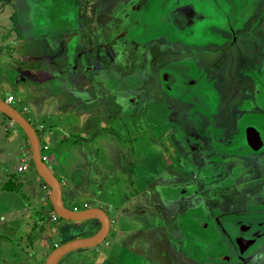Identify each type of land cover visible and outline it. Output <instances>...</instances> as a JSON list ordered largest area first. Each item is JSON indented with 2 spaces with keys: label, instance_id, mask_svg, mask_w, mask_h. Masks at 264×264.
<instances>
[{
  "label": "rangeland",
  "instance_id": "374dc122",
  "mask_svg": "<svg viewBox=\"0 0 264 264\" xmlns=\"http://www.w3.org/2000/svg\"><path fill=\"white\" fill-rule=\"evenodd\" d=\"M87 1L0 0V50H5L6 43L12 44L11 49L16 51L14 54L11 51L10 57L14 58L16 63L17 61L21 63L23 49L40 47L35 43L36 40L26 43L23 37L40 36L49 23L54 21L57 26L60 25L62 34L66 33L62 35L66 39L93 35L98 42L105 39L109 43L131 47L130 51L136 58L134 65L122 64L121 67L115 66L113 70L110 69L114 77L105 71V89L93 94L94 97L100 96L99 100L105 102V118L96 119V113L89 111V114H84V122L76 126V133L74 130L72 133L63 132L66 139L61 143L55 137L57 130L49 126L46 128L53 134L51 137L48 134V138L58 149L54 151L55 160L49 163V166L59 178L64 175L62 181L70 182L72 179L68 188L66 184L63 185L66 190L70 189L72 192V200L65 195V206L81 209L85 199L94 197L98 202L93 203L99 204L113 220L104 240L92 247H78L67 252L57 264H100L106 256L111 263L101 264H216L217 255L210 253L212 247H215L213 242L220 237L209 218L201 219L204 216L203 210L206 214L216 213L228 205V199H232L235 203L233 206L236 207L247 202L246 200L252 204L264 205V159L261 157L245 163L237 161L240 167L235 170L238 178L234 180L233 174L226 169L236 163L230 161L231 152L225 146V150L220 146L217 148L222 154L216 157L207 156L209 154L208 152L205 154L204 143L196 142L195 139L202 138L210 145L205 139L209 138L211 130L208 127L199 129L192 121L193 117L197 118L200 114L207 116L214 111L217 93L207 79L215 75L220 76L222 81L217 86L230 101L228 105H223L217 114L221 121L214 126L211 125L215 132V140L219 138L222 144L229 145L236 135L238 123L258 122L261 117L264 120V84L259 91L263 108L261 116L256 113L243 114L242 106L247 104L241 103L242 90L247 82L238 78L239 73L235 70L237 66H228L229 60L215 67L216 57L212 54L213 42L219 39L220 29L230 31L231 28H235L241 35L238 39H242V42L260 40L261 28L264 31V12L261 15L264 0H261L258 7L254 4L248 13L246 10L241 11L242 7L232 5V0H179L180 4L194 3L199 15H203V18L197 17L192 24L187 22L181 29L169 21L170 10L175 7L174 0H97L95 6L104 3L105 9H100L97 16L98 27L95 33L89 30ZM248 4H253V0H247V6ZM240 11L244 12L242 16L239 15ZM245 15H250L246 21ZM76 25L77 35L73 34ZM34 27H37L36 31ZM250 27H255L253 33L250 32ZM201 45L209 47L206 48L207 52L200 49ZM246 52L244 51V54ZM87 59L89 60L90 56ZM172 64L179 66L180 69H169L172 74L174 73L175 82H172L173 88L168 90L162 83L160 68ZM242 69L243 67L241 71ZM120 70L123 72L127 70L130 73L137 70L135 84H126V79L122 82L121 78H118ZM182 78L188 79L187 86L182 83ZM231 78L240 85L236 94L233 93ZM261 81L264 83L263 76ZM93 83L101 84L97 77ZM114 83L115 86L120 83L125 85L113 89L111 84ZM30 84L32 85V82L28 81L25 85ZM0 89L1 98L8 93L15 96L11 105L24 116L28 117V114L23 112L24 105L28 108L33 107L36 111L31 100L34 94L24 93L21 86L5 83ZM185 89L188 94L196 95L199 103L189 107ZM84 101L80 95L60 91L52 92L46 103L51 107L57 102L63 107L76 104L82 109L88 107ZM166 101H170L175 108H166ZM181 108H186L183 111L184 116L192 118V121L182 118L179 110ZM192 109L195 112L191 113L193 117L191 114L188 115ZM255 109L256 107L253 110ZM68 114L65 115V111L62 113V116H65L62 119L64 125L65 121L70 122L75 118ZM42 116L46 122L51 121L48 115ZM230 117L235 119L233 120L236 122L235 129ZM182 119L186 122L185 125ZM225 121L229 130L224 124ZM37 122L30 121L38 131ZM169 126L172 128L170 132L177 134L176 136L188 134V140H181V146L179 145L177 149L172 150L169 145L166 147L163 144L164 137L161 134H164ZM99 127L104 130H100ZM19 128L15 125V128L8 132L13 129L21 132ZM199 131H202L204 136L201 134L198 136ZM3 132L6 131L0 126L2 135ZM39 139L43 143L42 135ZM215 140L211 141L215 143ZM47 149L48 146L44 153L49 156L51 150L47 152ZM176 153L181 154L183 158H173V154ZM10 160H13L12 157H7L6 165ZM30 160L32 161L31 158ZM75 162L76 165H82V168L77 169L79 166H75ZM241 163L245 167H241L243 166ZM32 164L34 166L33 161ZM39 178L38 182L41 185V182L45 181L40 176ZM73 183H76V186ZM40 185H37L36 189L41 190ZM191 185L195 187L193 193ZM159 187H165L163 192L170 197L169 200H175L173 197L176 194L181 196L177 201H170L169 206L172 208L171 210L168 207L170 213L162 212L163 196ZM184 189H187V192L184 193ZM85 191L94 196H89ZM33 200L19 192H3V195L0 194V216L7 217L15 212L26 219L23 206L26 208L28 204L34 205ZM50 203L49 198L42 206L44 212L40 219L46 231L43 233L44 238L42 235L39 239L45 244V248L39 244L35 248L36 251L39 249L40 253L36 251L32 253L33 258H39L40 261L55 246L75 237L93 233L81 232L83 229L79 228L89 219H52L53 210L48 213L51 209ZM226 208L229 210L233 207ZM12 209L16 211L18 209L20 213ZM7 211L12 213L7 214ZM33 218L36 219L37 215ZM75 226L78 228H73ZM98 227L99 223L96 224L95 230ZM10 243V240L3 242L0 238V264H21L26 260L27 250L23 244ZM6 245L14 248L10 255L4 251Z\"/></svg>",
  "mask_w": 264,
  "mask_h": 264
},
{
  "label": "crops",
  "instance_id": "0c3cea01",
  "mask_svg": "<svg viewBox=\"0 0 264 264\" xmlns=\"http://www.w3.org/2000/svg\"><path fill=\"white\" fill-rule=\"evenodd\" d=\"M96 1L97 0H88L86 3V9L88 11V25L91 33L92 31L95 33V29L98 27L97 16L100 14V9H105L104 3L101 6H95ZM177 3L180 4L179 0ZM34 28L36 31L37 27ZM60 28V25L58 24L57 26L54 21L49 23V25L43 31V34L40 36L23 37V41L26 43H32L34 41L31 40H36L35 43L40 45V47L36 46L35 48H31V50L29 49L30 47L23 49L21 53V63L18 61L16 63L15 59L10 57L11 51H13V54L16 51V49H11L12 46L10 45L12 44L6 43V51L4 49L0 50V88L1 85L8 83V85L21 86V90L24 93L28 92L29 94H34L31 100L34 102L33 105L36 111L33 107L28 108L26 105H24L23 112L28 114V117H25L29 122L31 120L38 121L37 126L39 130L37 131L35 128L34 129L38 135V138H40L41 135L44 137L43 143L40 142V139L39 142L40 144H46L48 146L47 152L51 150L50 153H48L50 159L48 162H46L48 166L49 163L51 164L54 162V151L58 149L56 145L52 144L51 140L48 138V134L49 137H51L53 134H50V130H46L47 126L50 128L53 127L54 130H57L55 137L57 141L61 143L64 139H66V136L63 132L66 131L68 133H72L74 130V133H76V126L84 122V114H89V111L96 113V119L105 118V102H101L102 99L99 100V98H101L100 96H93L94 93L98 94L100 93L99 91L105 89V71H107V74H110L111 76L112 71L110 69L113 70L115 66L121 67L122 64H127L129 66L131 64L134 65L133 62H136V58L130 51L131 47H124L122 46L123 44L109 43L106 42L105 39H101L98 42L95 37H93V35L87 36L85 38L76 36L74 38L66 39L64 36H62L66 33L63 32L62 34V29ZM74 29L76 31L73 32V34L77 35V25L74 27ZM71 30H73V28ZM88 56H90L89 60L87 59ZM81 59L84 61H82L83 63L81 62ZM137 70L132 73L127 72V70L126 72L120 70L121 74H119L118 78H121L122 82H124L126 79V84H135ZM95 77L100 79L101 84L93 83ZM111 77H114V75ZM88 79L90 80L89 82ZM28 81L32 82V85L30 84L26 86L25 84H27ZM120 85L121 83L119 85L116 84V86L115 83L111 84L113 89ZM124 85L125 84L121 85L120 87H124ZM60 91H68L70 93L80 95L81 98L85 100L84 103L88 104V107L79 109L76 104L66 105L63 107L62 104H59L58 102L52 107L49 106L46 103L48 96L52 95V92ZM8 95H12V93L6 94V96ZM6 96L4 98H6ZM195 105L196 103H194L191 107ZM64 111L65 115L70 112L69 114L75 117L70 122H66L64 120L66 123L65 125L62 121V119L65 118V116H62ZM191 113H195L193 109L190 110L188 115ZM42 115H48L51 121L46 122ZM6 117L7 120H5ZM14 123L15 122L10 117L0 111V126H3V129L7 132H3L4 135L0 133V194L3 195V192H19L20 194L26 195L28 199H34L35 201L33 200L34 205L28 204L26 208L23 206V209L27 215L26 219H24L23 216L20 217L21 215H17L15 212L11 215V211L6 212L7 214H10V216H0V238L3 240V242L10 240V245H15V243L23 244L24 248L27 250V255H25L27 261L23 260L21 264H45L48 253L47 255H44L43 259L45 260L42 259L41 261L39 258H33L34 255L32 253H35V246L38 247L39 244L43 246L42 248H45V244H43L39 239L42 237V235V238H44L43 233L46 231L43 229V224L40 223V219L44 212L42 206H44L45 202H47V199L50 198V188L45 182H41V185L39 184L38 181L40 178L37 176L36 170L30 166L29 159L31 158V150L28 138L25 133L22 132L20 128L19 129L21 132H17L14 129L11 132H8L11 128H15V125L18 126ZM170 127L171 126H169L167 131L161 135L164 137L163 144L166 147L169 145L173 150V148H177L179 145L181 146V139L179 138L180 134L176 136L177 134L170 132L172 129ZM99 129L104 130L101 129V127H99ZM175 145L177 146L175 147ZM7 157H12L13 160H10V163L6 165ZM22 158H24V160L29 164L28 169L25 171L18 170V166L25 162L22 160ZM74 165L79 166L78 164L76 165V162ZM49 168L51 169L50 166ZM80 168H82V165L77 167V169ZM51 170L61 183L63 201L65 195L67 198L70 197V200H72V192H70V189L66 190V188L63 186L66 184L65 186L68 188L70 182L72 183V179L70 182L68 180H65L64 182L62 181L64 175H62V178H59L53 169ZM73 184L76 186V183ZM37 185H40L41 190L36 189ZM159 188L163 196L162 200L164 209L162 212L166 214L169 212L168 207L172 210L170 207L171 205L169 206L170 201H177L181 198V196L176 194L173 197L175 200H169L170 197L163 192L164 188ZM85 192L89 196H94L89 191ZM183 192L185 193V191ZM150 196L151 192L149 193V200ZM93 201L98 202V200H96L94 197H92V199H85L82 203L81 209L88 207L101 208L99 204L96 205L93 203ZM167 201L168 203L166 204ZM84 204L87 205L85 206ZM71 209L79 208L76 207ZM12 210L16 211V209ZM50 211L52 210H48V213ZM16 212L20 213L18 209ZM35 215H37L36 219L33 218ZM97 223L99 222L97 221L93 223V229L96 227ZM73 228H78V226ZM5 248L6 250L4 251L8 255H10L14 249L13 246L10 247L9 245H6ZM36 252L40 253V250L37 249ZM3 261L5 262L6 260L3 259ZM104 262L111 263V261L108 259V256L104 257L100 264Z\"/></svg>",
  "mask_w": 264,
  "mask_h": 264
},
{
  "label": "flooded vegetation",
  "instance_id": "af4514ba",
  "mask_svg": "<svg viewBox=\"0 0 264 264\" xmlns=\"http://www.w3.org/2000/svg\"><path fill=\"white\" fill-rule=\"evenodd\" d=\"M177 1L178 0H174L175 3H177ZM254 4L257 5V7L260 6L261 0H253V4H248V6H250L252 9V6ZM245 7H247V5ZM263 8H264V6H261V15L264 12V10H262ZM249 16L250 15L244 16L245 21L248 19ZM241 22L243 24L242 20H241ZM254 28L253 27L249 28L251 33H253ZM219 31H220L219 39H217L216 41L213 42L214 50H213L212 54H215L216 58L214 61L217 62L215 67H219V66L225 64V62L227 60L230 61L228 66H230V67L231 66H233V67L237 66L235 68V70L237 71V73H239L238 78L239 79H245V81H243V82H247V84H245V86H244V90H242V92H243L242 99L243 100L241 103L246 102V104H247L245 106H242L243 109L245 110V111L243 110V114L261 113V110H263V108H262V102H261L262 100L259 96V91H260L262 85L264 84L261 81V77L262 76L264 77V31H263V29L261 28L262 37L260 38V40H255V41L245 40L243 42H242V39H238V36H241V35L238 33V30H235V28H231L230 31H224L221 29ZM205 45H207V44H205ZM205 45H201V47H200V49H202L203 52H207L206 48L209 49V47L208 46L206 47ZM240 46L242 48H240ZM237 51H238V53H237ZM244 51H247L248 53L246 52V54H244ZM165 66H167V65H165ZM242 67H243V69L241 71ZM160 69H162V68H160ZM160 75H161V72H160ZM208 80H210L211 84L213 85L214 90L217 93V99L215 101L214 111L211 114H208L207 116H201V114H200V116L197 118L193 117L194 121H192V118H190V117L188 118V117L184 116L183 111H185L186 108H181L179 110H180V113H182L181 114L182 118H187L188 120L191 119V121L193 122V125L198 126L199 129H202V128L204 129V127H208L211 130V132H209V134H210L209 138H207V139H205L206 137L204 138L205 141H209L210 145H208L206 142H204L202 138H201V140H198V139H195V140H197L196 142L201 141V143H204V146H206L205 147L206 148L205 154L207 152L209 154L207 156L215 155V157H216V155L222 154L221 150H219L217 147L221 146V148L223 150H225L224 146L226 148V146H228V145L225 143L222 144V141L219 138H218L219 140L218 139L215 140L216 139L215 132L213 131L211 125L214 126V125L218 124L219 121H221V117L217 116V114H219V110L222 108V106L228 105V103H230V101L227 100L225 94L222 93L220 90V87L217 86L218 83H220L222 81L219 75H215L211 79L208 78L207 81ZM234 80L235 79L231 78V86L233 88V93L236 94L238 92L240 85L236 84V82ZM162 83L166 87V84L164 82H162ZM188 103L190 104L189 107H191L194 104V102H188ZM166 105H167L166 108H170V107L175 108V105H172V103L170 101H168V102L166 101ZM236 106H238V104ZM255 107H256V109L253 110ZM205 119H207V120H205ZM230 119H231L232 125L234 123L233 126L235 129V125H236L235 123L236 122L233 121L235 119L231 118V117H230ZM182 120H183V125H185L186 122L184 121V119H182ZM224 124L227 127V129L229 130V127L227 125V121H225ZM257 128L259 129L261 127L257 126ZM242 129H243V122H240V123H238V127H237V130L235 132L236 135L234 136V139L232 140V142L230 144H233L235 142L237 136L242 132ZM197 133H198L197 134L198 136H200V134L203 135L202 131H199ZM187 136H188V134H181L180 138L182 141H187L188 140ZM211 140L212 141L215 140L216 142L213 143ZM176 146L177 145H175V147ZM174 149H177V148H174ZM246 151L248 152V154L246 156L242 155L241 153L239 154L238 152L230 153V161H234L236 163H234L233 165H229L226 169H227V172H229L230 174H233L234 180H236V178H238V173L235 170L238 169V167H240L237 164V161H241L242 163H245V162L254 161L255 159L261 158V157L264 159V150L261 151V149H260V151H248V150H246ZM211 153H213V154H211ZM205 154H204V157H205ZM172 157L173 158H177V157L183 158V156L179 153H176V155L173 154ZM216 159L217 158H213V160H216ZM217 160H219V159H217ZM242 165L243 166H241V167H245L244 164H242ZM187 166L190 168V166L188 164H187ZM199 174L201 175L202 172H199ZM193 177H196V176L193 175ZM190 188L192 190L191 193H193V191H195V189H194L195 187L191 185ZM183 191L187 192V189H184ZM228 200H229V202H228L227 206H231L233 208H230L228 210L226 208L227 206H225L220 211H218L216 213L213 212L212 214H206V211H204L202 209L204 212L203 213L204 216H202L201 219L207 217V219L209 218L210 221L213 222V224H215L214 222L218 221L219 217H222V216L230 214V213H234V212H246L247 213V212L264 211V205H262V204H252V203H249L248 200H246L247 202L242 203V205H240L239 207H236V206H233L235 203L232 202V199H228ZM202 205H204V204L202 203ZM112 221L113 220H111L109 217V226H110V223ZM94 222H97V220L96 219L87 220L85 225L80 227V228L84 229L85 227H87L89 225L92 228V225ZM250 223L252 224V226H254V225L256 226L257 221L251 219ZM221 225L218 227H215L216 233L220 238L214 242L212 241L213 244H215V247L214 248L212 247V249H211L212 251L210 253V255H212V254L217 255L216 260L218 262L216 264H264V241H261V243H263V246H261V249L259 251L255 252L254 254H252L250 256H248V255L245 257L242 256L241 259H238L236 246L233 243V241L231 240L229 233ZM260 226H261V231H260L261 232V238L264 239V219L262 217H261V225L260 224L257 225V228H259ZM225 256H227V257L225 258Z\"/></svg>",
  "mask_w": 264,
  "mask_h": 264
},
{
  "label": "water",
  "instance_id": "95a60500",
  "mask_svg": "<svg viewBox=\"0 0 264 264\" xmlns=\"http://www.w3.org/2000/svg\"><path fill=\"white\" fill-rule=\"evenodd\" d=\"M233 5V2H232ZM171 16L169 17L170 23H173L176 28H183L185 24H192L197 17L203 18V15H199L194 3L184 2L183 4L175 3V7L171 10ZM172 67V68H171ZM180 69L179 66L172 64L171 66H165L162 68L161 73L163 76V82L166 84V88L171 90L173 88L172 82H175L174 73L170 70ZM188 81L187 78H182L184 85ZM187 94V100L189 102L199 103L196 95ZM205 107V106H204ZM206 108V107H205ZM0 111L10 117L25 133L28 138L31 150V159L34 163V168L39 176L45 181L50 188V200L53 207V211L61 218L69 220H87L96 219L99 222V227L91 228L90 225L85 227L81 232L93 231L91 235L83 237H75L72 240L66 241L58 246H55L47 255L45 264H57V261L67 252L74 250L78 247L94 246L104 240L109 230V216L106 210L100 207H88L82 209H71L65 206L62 199V188L58 178L53 174L52 170L47 165L46 161L41 158L40 154V142L38 135L28 121V119L18 110H16L10 103H7L0 97ZM208 111V110H207ZM261 116V113H257ZM254 123V124H253ZM261 123H263L261 125ZM261 127V128H257ZM264 120L260 119L258 122H246L243 124L242 132L237 136L233 144L228 145L226 148L229 152H238L246 156L248 151H263L264 150ZM229 148V149H228ZM240 151V152H239ZM261 217L264 219V211L257 212H234L222 217L214 222L213 228L221 226L229 233V236L236 246L237 257L250 256L261 249L264 241L261 238V226L257 228V225H261ZM256 220V226H252L250 220ZM221 222V223H220ZM254 229V230H253ZM227 256H225L226 258Z\"/></svg>",
  "mask_w": 264,
  "mask_h": 264
},
{
  "label": "built area",
  "instance_id": "2783aa9c",
  "mask_svg": "<svg viewBox=\"0 0 264 264\" xmlns=\"http://www.w3.org/2000/svg\"><path fill=\"white\" fill-rule=\"evenodd\" d=\"M13 99H14V96L13 95H8V96H6V98H4V100L7 103H10L11 101H13ZM46 148H47V145L46 144H43V145L40 144V154H41V158L44 161L49 160V156L44 153V150ZM22 160H24V158H22ZM28 167H29V164L25 161L21 165L18 166V170H26V169H28ZM84 205L86 206L87 204H84ZM57 217H58V215L54 211H52L51 212V218L52 219H56Z\"/></svg>",
  "mask_w": 264,
  "mask_h": 264
},
{
  "label": "bare ground",
  "instance_id": "6f19581e",
  "mask_svg": "<svg viewBox=\"0 0 264 264\" xmlns=\"http://www.w3.org/2000/svg\"><path fill=\"white\" fill-rule=\"evenodd\" d=\"M232 1H233L234 5H237V7H242L241 11L242 10H246L247 13L250 12L251 7L250 6L245 7L247 5V0H238V1L237 0H232ZM241 11H240V14L238 13L240 16H242V13L244 14V12L241 13ZM237 20H238V16H237ZM176 192H177V190H176Z\"/></svg>",
  "mask_w": 264,
  "mask_h": 264
},
{
  "label": "trees",
  "instance_id": "16d2710c",
  "mask_svg": "<svg viewBox=\"0 0 264 264\" xmlns=\"http://www.w3.org/2000/svg\"><path fill=\"white\" fill-rule=\"evenodd\" d=\"M20 129H21V128H20ZM21 131L23 132L22 129H21ZM30 166H31V167H34L33 164H32V161H31V160H30ZM50 208H51V210H54L53 207H52V204H51V203H50ZM57 218H61V217L58 216Z\"/></svg>",
  "mask_w": 264,
  "mask_h": 264
}]
</instances>
